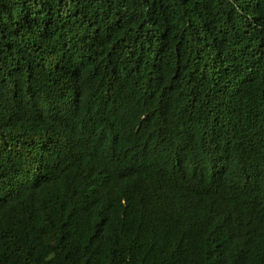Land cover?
<instances>
[{
    "label": "trees",
    "instance_id": "16d2710c",
    "mask_svg": "<svg viewBox=\"0 0 264 264\" xmlns=\"http://www.w3.org/2000/svg\"><path fill=\"white\" fill-rule=\"evenodd\" d=\"M0 264H264V0H0Z\"/></svg>",
    "mask_w": 264,
    "mask_h": 264
}]
</instances>
